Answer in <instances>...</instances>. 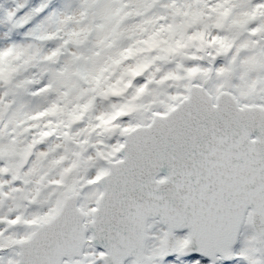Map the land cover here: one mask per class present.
<instances>
[{
    "label": "snow or ice",
    "instance_id": "obj_1",
    "mask_svg": "<svg viewBox=\"0 0 264 264\" xmlns=\"http://www.w3.org/2000/svg\"><path fill=\"white\" fill-rule=\"evenodd\" d=\"M0 264H264V0H0Z\"/></svg>",
    "mask_w": 264,
    "mask_h": 264
}]
</instances>
